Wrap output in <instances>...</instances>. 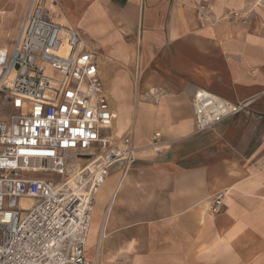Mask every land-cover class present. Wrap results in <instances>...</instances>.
<instances>
[{"label":"crops","instance_id":"crops-1","mask_svg":"<svg viewBox=\"0 0 264 264\" xmlns=\"http://www.w3.org/2000/svg\"><path fill=\"white\" fill-rule=\"evenodd\" d=\"M54 2L97 55L115 142L129 137L137 149L97 194L89 263L264 264V0ZM29 4L0 0V49H11ZM201 4L214 12L199 21ZM231 11L241 19H224ZM200 89L252 102L196 133Z\"/></svg>","mask_w":264,"mask_h":264},{"label":"built area","instance_id":"built-area-1","mask_svg":"<svg viewBox=\"0 0 264 264\" xmlns=\"http://www.w3.org/2000/svg\"><path fill=\"white\" fill-rule=\"evenodd\" d=\"M54 7V0H30L11 49H0V95L12 112L0 118V264H90L85 253L97 194L113 165L136 160L131 139L116 143L112 135L114 111L97 55L74 27L56 21ZM213 12L201 4L196 18ZM241 17L231 11L223 18ZM251 102L197 90L196 133ZM160 146L155 133L148 147L158 155ZM225 195L216 193L210 213L220 212Z\"/></svg>","mask_w":264,"mask_h":264},{"label":"rangeland","instance_id":"rangeland-1","mask_svg":"<svg viewBox=\"0 0 264 264\" xmlns=\"http://www.w3.org/2000/svg\"><path fill=\"white\" fill-rule=\"evenodd\" d=\"M55 11V14L58 13L57 17H56V21H58L59 23H62L63 22V17L61 15V13H59V11H57L56 9L54 10ZM65 17V16H64ZM66 19V17H65ZM64 19V20H65ZM68 21V19H66ZM11 109L8 107L7 103H6V100L4 99V97L2 95H0V118L4 119L5 117L11 115ZM83 161L82 160H78L74 163L73 167L74 166H77L78 164L82 163ZM73 167H69L67 169V174L70 173V171L72 170ZM67 176V175H66ZM65 176V178H66ZM55 179V181L59 182V181H62L64 178H59V177H53ZM20 205H22V201H20L19 203ZM29 207L30 208H33L36 203L34 201H29Z\"/></svg>","mask_w":264,"mask_h":264},{"label":"bare ground","instance_id":"bare-ground-1","mask_svg":"<svg viewBox=\"0 0 264 264\" xmlns=\"http://www.w3.org/2000/svg\"><path fill=\"white\" fill-rule=\"evenodd\" d=\"M65 17L63 16V22H62V24H66V25H69V23H68V21L65 19ZM100 64V63H99ZM106 65V64H105ZM151 92V91H150ZM116 116V115H115ZM117 117V116H116ZM22 204H24V205H26V204H28V201H22Z\"/></svg>","mask_w":264,"mask_h":264},{"label":"snow or ice","instance_id":"snow-or-ice-1","mask_svg":"<svg viewBox=\"0 0 264 264\" xmlns=\"http://www.w3.org/2000/svg\"><path fill=\"white\" fill-rule=\"evenodd\" d=\"M18 103V102H17Z\"/></svg>","mask_w":264,"mask_h":264}]
</instances>
